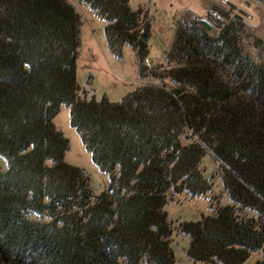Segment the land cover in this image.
<instances>
[{
    "label": "trees",
    "instance_id": "trees-1",
    "mask_svg": "<svg viewBox=\"0 0 264 264\" xmlns=\"http://www.w3.org/2000/svg\"><path fill=\"white\" fill-rule=\"evenodd\" d=\"M104 22L108 51L131 48L140 78L120 102L97 100L76 80L81 18L68 0H0V264H175L164 208L204 197L207 156L229 204L179 225L187 258L264 264V44L261 61L233 23L213 36L197 18L179 22L163 62L148 70L147 14L129 0H78ZM61 107L97 169L64 161L53 123Z\"/></svg>",
    "mask_w": 264,
    "mask_h": 264
},
{
    "label": "rangeland",
    "instance_id": "rangeland-1",
    "mask_svg": "<svg viewBox=\"0 0 264 264\" xmlns=\"http://www.w3.org/2000/svg\"><path fill=\"white\" fill-rule=\"evenodd\" d=\"M81 18L80 47L76 62V80L82 91L93 94L97 100L105 97L111 103L120 102L127 94L154 80L146 75L139 76V63L135 52L124 46L120 58L113 56L107 48L104 37V22L78 0H68ZM131 9H141L149 21L147 61L144 68L150 70L163 62V57L172 44L179 22L197 18L207 23L210 34L216 36L217 25L210 19L211 11L224 15L220 26L233 23L241 39L243 50L255 61H261V53L254 47L255 41L264 44V0H129ZM55 128L68 141L64 161L80 170L89 178V188L94 196L100 195L108 186V176L93 164L77 133L70 127L69 110L61 107L53 120ZM2 168L5 162L0 160ZM203 175L212 183L211 192L204 197L190 199L175 198L164 208L173 228L172 250L175 264L194 263L186 256L189 238L179 231V225L200 221L211 215L209 207L216 202L221 206L229 204L217 175V162L207 156L200 167ZM260 253H253L244 264H260Z\"/></svg>",
    "mask_w": 264,
    "mask_h": 264
},
{
    "label": "built area",
    "instance_id": "built-area-1",
    "mask_svg": "<svg viewBox=\"0 0 264 264\" xmlns=\"http://www.w3.org/2000/svg\"><path fill=\"white\" fill-rule=\"evenodd\" d=\"M210 19L217 26L221 25L225 20L224 15L222 13H220L219 11H211L210 12Z\"/></svg>",
    "mask_w": 264,
    "mask_h": 264
},
{
    "label": "water",
    "instance_id": "water-1",
    "mask_svg": "<svg viewBox=\"0 0 264 264\" xmlns=\"http://www.w3.org/2000/svg\"><path fill=\"white\" fill-rule=\"evenodd\" d=\"M78 3H81V1H78ZM203 26L206 28V30L210 31L211 30V27L205 23V22H202ZM143 41L146 42L147 39L146 38H143Z\"/></svg>",
    "mask_w": 264,
    "mask_h": 264
}]
</instances>
